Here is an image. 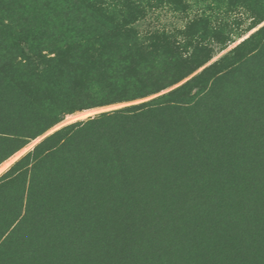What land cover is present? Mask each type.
<instances>
[{
	"label": "trees",
	"instance_id": "obj_1",
	"mask_svg": "<svg viewBox=\"0 0 264 264\" xmlns=\"http://www.w3.org/2000/svg\"><path fill=\"white\" fill-rule=\"evenodd\" d=\"M195 7L181 27H137ZM240 10L236 37L264 0H0V162L67 114L202 67L15 160L0 175V264H264V65L230 67L221 93L218 61L205 66Z\"/></svg>",
	"mask_w": 264,
	"mask_h": 264
},
{
	"label": "rangeland",
	"instance_id": "obj_2",
	"mask_svg": "<svg viewBox=\"0 0 264 264\" xmlns=\"http://www.w3.org/2000/svg\"><path fill=\"white\" fill-rule=\"evenodd\" d=\"M196 11H197L196 7L193 8V10H191L187 14L172 13L171 11L162 10L159 14H156V13L150 14V16L147 17L144 21L137 23V27L141 32H145L146 30L151 29L153 27H164L168 30H171L174 27L183 26L187 18L192 17ZM227 18H228V23L231 26V29L234 33V35L232 33V38H235V41L230 43L225 49L216 53L212 57V59H210V61H208L205 64L206 66L217 60L218 63L213 67V70L215 68L222 69V71L219 72V74H217L214 78H212L208 84L210 85L212 81L214 80L213 91L215 93H221V91L224 89L225 84L228 80V74L226 73L228 72V69L230 67L238 65L240 66L241 72L244 74H247L251 68H254V67L257 68L259 66L264 65V48L263 49L261 48L262 43L264 42V36L260 34L254 35L248 41H246L243 45L238 47L236 50L229 52V50L233 48L236 44H238L240 41H242L244 38H246L250 34L254 33L257 30L256 28L259 27L261 23L251 28L247 33L239 37H236L235 33L245 28L249 24L250 19L247 17V14L243 10L237 11L235 13H231L227 16ZM213 45H214V48L216 49L217 48L216 45L218 44L213 43ZM257 49H259V53L253 55ZM201 69L202 67L199 68L197 71H195L193 74L199 72ZM192 75L186 77L184 80L189 79ZM184 80H182L181 82L175 85H172L171 87L159 93H162L164 91H168L174 88L175 86L181 84ZM159 93H155V94L146 96L144 98L136 99L133 101H126V102L114 103L111 105H105L104 108L101 110L110 111V110H114V109L121 108V107H128L130 105L137 104L139 102L147 101L155 97ZM151 103H153V105H156L155 101H152ZM101 110L94 112L91 116L93 117V116L98 115ZM178 111L177 109H165L164 111L161 110L163 115H165L166 117H170V118L177 117ZM86 118L87 117L83 118V120Z\"/></svg>",
	"mask_w": 264,
	"mask_h": 264
},
{
	"label": "bare ground",
	"instance_id": "obj_3",
	"mask_svg": "<svg viewBox=\"0 0 264 264\" xmlns=\"http://www.w3.org/2000/svg\"><path fill=\"white\" fill-rule=\"evenodd\" d=\"M103 108H104V106H100V107H93V108H89V109H83L80 111H75L73 113L65 115L63 120L61 121V123H66V122H71V121H75L78 119H83L87 116L92 115L94 112L103 109ZM40 137L31 140L30 143L21 147L19 150H17L15 153L10 155L8 158H6L2 162H0V174L2 172H4L15 159H17L21 154H23L25 151H27L36 141H38V139H40Z\"/></svg>",
	"mask_w": 264,
	"mask_h": 264
},
{
	"label": "water",
	"instance_id": "obj_4",
	"mask_svg": "<svg viewBox=\"0 0 264 264\" xmlns=\"http://www.w3.org/2000/svg\"><path fill=\"white\" fill-rule=\"evenodd\" d=\"M262 25H264V21L259 25V27H261ZM259 27H257L256 29H258ZM101 112H104V110H101L100 111V113ZM89 117H92L91 115L90 116H87V118H89ZM63 120V119H62ZM61 120V121H62ZM79 120H83V119H78V120H75V121H71V122H66V123H61V121H59L58 123H56L55 125H53L52 127H50L49 129H47L45 132H43L41 135H39V136H37L36 138H38V137H40V139H38V141H36L27 151H25L23 154H21L19 157H21L22 155H24L26 152H28V151H30V150H32L33 149V147L39 142V141H41L44 137H46L47 135H49V134H51V133H53L54 131H56V130H58V129H60L61 127H63V126H65V125H67V124H70V123H73V122H76V121H79ZM36 138H34V139H36ZM18 157V158H19ZM17 158V159H18ZM17 159H15V160H17ZM14 160V161H15ZM13 161V162H14ZM12 162V163H13ZM11 163V164H12ZM9 168V167H8Z\"/></svg>",
	"mask_w": 264,
	"mask_h": 264
},
{
	"label": "crops",
	"instance_id": "obj_5",
	"mask_svg": "<svg viewBox=\"0 0 264 264\" xmlns=\"http://www.w3.org/2000/svg\"><path fill=\"white\" fill-rule=\"evenodd\" d=\"M7 169H8V168H7ZM7 169H6V170H7ZM2 173H3V172H2ZM2 173H1V174H2ZM1 174H0V175H1Z\"/></svg>",
	"mask_w": 264,
	"mask_h": 264
}]
</instances>
